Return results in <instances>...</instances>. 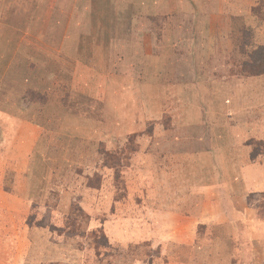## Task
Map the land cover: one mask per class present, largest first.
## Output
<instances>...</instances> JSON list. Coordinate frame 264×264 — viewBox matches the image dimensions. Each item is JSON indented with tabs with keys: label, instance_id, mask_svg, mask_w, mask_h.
Instances as JSON below:
<instances>
[{
	"label": "rangeland",
	"instance_id": "rangeland-1",
	"mask_svg": "<svg viewBox=\"0 0 264 264\" xmlns=\"http://www.w3.org/2000/svg\"><path fill=\"white\" fill-rule=\"evenodd\" d=\"M91 1L83 19V0H0V264H164L168 256L170 264H264V193L252 194L251 204H150L145 185L149 169L160 186L165 176L183 186L198 182L199 194L213 184L210 170L225 165L213 137L228 149L244 134L213 126L236 113L227 108L236 98L234 78L253 72L245 43L264 44L248 25V34L233 35V22L242 19L226 16V42H215L211 53L200 50L199 69L189 54V65H169L152 83L163 66L143 57L133 64L111 50L106 37L123 34L110 33V22V32L94 29L101 6ZM104 16L118 20L114 12ZM152 17L159 28L136 34L142 43L153 37L150 48L165 25ZM178 18L166 24L177 30ZM247 139L238 147H251L259 170L264 143ZM181 165L204 172L185 177ZM256 180L264 182V169Z\"/></svg>",
	"mask_w": 264,
	"mask_h": 264
},
{
	"label": "crops",
	"instance_id": "crops-1",
	"mask_svg": "<svg viewBox=\"0 0 264 264\" xmlns=\"http://www.w3.org/2000/svg\"><path fill=\"white\" fill-rule=\"evenodd\" d=\"M89 1L90 0H83V19L90 16L92 1L91 5ZM99 2L101 8L99 9V13L96 14V17H100V22H95L97 26L94 29H99L100 27L99 30L110 32L108 25V22H110L112 25L110 33L123 34L118 35V37L115 35V37H110L109 39L106 37L105 44H107L108 47L110 45L111 50L120 51L124 56V58H122L126 61L129 60V62H132L133 64L138 63V57H143L145 62H149V60L153 59V62L155 63L154 65H162L163 67L159 70L158 74H155L156 76L151 78L152 81L149 80V82L152 83H154L156 79L160 80L162 76H164L163 74H167L165 72L162 73L161 70H166L169 65H189V54L191 56L190 65L196 67V70L197 68L199 69L201 62L203 63L200 55L201 51H211L216 44L215 42H226L224 39L228 36L229 31H231V26L226 25V16L232 17V19L241 18L243 25H248V27L253 29L257 39L256 42L260 41L259 43L264 44V0H257L256 3L254 0H99ZM145 3L146 5H144ZM139 5L141 7H139ZM112 6H114V8H112ZM142 7H146L147 13H142L144 12L141 11ZM171 8H173V10H170ZM256 8H259V11L254 13ZM104 12H114L115 18L118 17V20L113 21L114 23L112 21H106L107 16L102 17ZM172 12H174V15H172ZM152 16L157 19L159 17L160 19H163L165 27H161L160 25V29L164 28L161 31L162 36L158 37L156 46L150 48L146 46V44H149V42L152 43L153 37L148 40V43H142L136 39V34L139 35L144 33L145 35H149L151 32L153 33L156 28H159L158 21ZM175 16L180 17L178 20L181 21L179 29L177 30L171 29L172 26L166 24L168 23L167 19L169 17L175 18ZM119 17L123 18L119 19ZM102 18H104L105 21ZM183 18H185V20ZM206 18H209L210 20L206 22ZM72 28L74 30L73 33L76 32V34L80 33L82 30L81 25H74ZM177 31L179 33L178 43L175 41ZM129 34H132V36L129 37ZM198 39H201V41H198ZM177 44L179 46H177ZM144 50L148 55H145ZM177 52H179V56ZM173 53H175L176 56H173ZM41 57L43 58L42 55L36 56V64L39 65L40 63H44V60ZM172 58H174V61ZM169 71L171 72V70ZM187 78H189V75L183 77L184 81L187 82ZM180 79L182 80V76ZM200 79L201 78H198L195 74L196 82ZM197 85H199V82ZM232 86L236 98L227 108H232L233 112L236 113L232 116L230 121L219 120L217 124H214L213 128L219 130L221 125L225 126L227 124L229 125V131L235 132L241 129L244 134H242L240 138H234L233 141L231 140L230 143H228L231 145L228 149L224 148V145L227 143L219 141L218 134H216L217 139L213 137L212 144L216 143L214 144V149L216 150L218 145L222 147L219 152H217V159L219 162H222V164L223 161H225V165H222V168L217 166V168H212V170H210L211 176L214 178L213 184L206 186V189L204 190L205 193L199 194L198 192L195 193L199 188L193 186L199 185L198 182L194 184L192 182L193 180H185L183 186L180 185L181 182H178V179L173 175L174 177L165 176V184L160 186L158 180H156L158 174L155 172L152 173V170L149 169L147 184L145 185H147V194L150 204H251L249 198L252 194L257 192L261 194L264 193L263 180L260 182L257 180L253 181L255 176H257L258 171H263L264 163L259 167V170L257 169V171L255 169L257 167H255V163H253L251 147L249 148L247 145V147L244 146V148H241V146L238 147V143L243 144L246 137L248 138L247 140L256 139L264 143V74L259 76L234 78ZM107 91L108 90H106V92ZM203 91L204 90L202 89L200 93L201 96L203 95ZM215 95H217L216 91ZM241 96H244L245 98L241 100ZM107 102L103 105L107 106L105 114H109L112 110ZM244 103H247V106L244 105ZM221 105L223 106L224 103ZM257 113L259 115H257ZM116 117L120 118L119 115H116ZM252 119L254 120V123L252 122ZM76 123L74 126L82 124L80 121H77ZM213 133L214 132H212V135ZM234 144L237 145L234 146ZM225 151H228L227 154H232V156H226V154H223ZM208 156L207 153H203L201 158L203 159ZM193 157H200V155L195 152ZM256 159L264 162V153H261ZM180 168V174L185 177H196L198 171L202 173L204 172V168L200 165L199 169L196 165V167H194L195 169L191 168L187 172L183 165H181ZM163 177L164 176H162V178ZM236 178H242L244 179V182L238 184L239 182H236ZM158 179L160 180V177H158ZM142 185L144 184H138L139 187H142ZM168 186H178L179 190L175 188L177 191L175 190L174 195L169 197L168 195H165L168 191L166 190L168 189ZM187 187H193L194 190L185 189ZM190 191L191 194H189ZM162 192L163 196L160 197ZM244 195H247V201L243 198ZM157 198L160 200H156ZM235 213L237 212L234 210L231 212V219H235L237 216ZM242 224L245 225V223ZM252 236H255V234ZM170 263L171 258L168 256V261H164V264ZM148 264H156V260H151Z\"/></svg>",
	"mask_w": 264,
	"mask_h": 264
},
{
	"label": "trees",
	"instance_id": "trees-1",
	"mask_svg": "<svg viewBox=\"0 0 264 264\" xmlns=\"http://www.w3.org/2000/svg\"><path fill=\"white\" fill-rule=\"evenodd\" d=\"M233 19H236V18H233ZM240 23H241L240 26H237V24L236 23L234 24V22H233V26H232L233 35L238 34L240 31H242L241 33L247 32V34H248L247 27L242 24V21H240ZM252 41L253 40L250 39L248 42L245 43V45L247 47H249L246 50L249 52L248 54H246V57H248L249 60H246V61H250V63H249L250 70L253 69V72H248L249 74H247L246 76H259V75L264 74V46L263 45L253 46L252 44L254 41L253 42ZM248 44H250V46H248ZM260 49H261V52H260L261 54L259 53L260 55L258 58L257 56L253 55V53L257 50H260ZM262 50H263V52H262Z\"/></svg>",
	"mask_w": 264,
	"mask_h": 264
}]
</instances>
